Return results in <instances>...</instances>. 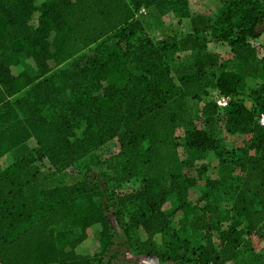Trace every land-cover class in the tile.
<instances>
[{"label":"trees","instance_id":"1","mask_svg":"<svg viewBox=\"0 0 264 264\" xmlns=\"http://www.w3.org/2000/svg\"><path fill=\"white\" fill-rule=\"evenodd\" d=\"M148 8L189 17L191 30L156 41L138 18ZM212 42L228 43L244 70L210 53ZM189 51L194 63L174 71ZM262 114L264 0H225L214 17L192 14L189 0H0V157L14 158L0 171V264H128L105 260L112 217L149 255L241 264L240 248L264 228ZM238 135L249 139L230 147ZM113 139L119 151L101 158ZM68 168L82 180L58 183ZM65 223L99 224L103 251L78 253V239L61 247Z\"/></svg>","mask_w":264,"mask_h":264},{"label":"rangeland","instance_id":"2","mask_svg":"<svg viewBox=\"0 0 264 264\" xmlns=\"http://www.w3.org/2000/svg\"><path fill=\"white\" fill-rule=\"evenodd\" d=\"M225 0H189L190 7L195 13H204L209 14L211 16H216L219 9L223 6ZM138 18L141 19L147 27V31L149 35L153 39L161 40L168 36V33H178L181 32L187 33L190 31V27L187 23H183L181 32L178 31L179 28L172 27L168 32V19L164 20L157 14L153 9H141L138 12ZM178 31V32H177ZM180 32V33H179ZM92 48L86 49L85 52L88 53ZM208 51L215 56H217L221 61H227L230 69H240L244 70V65L240 63L234 56L232 52V48L228 43L225 42H212L209 45ZM181 56H175L171 60L172 68L175 69L180 67L183 68L185 65H191L194 63L196 59L197 53L194 51H189L187 53L180 54ZM260 58L263 56V51H260ZM20 68L25 69L27 72L32 73L35 68V64L33 59L30 57H22ZM253 84V83H252ZM255 86V84L250 85ZM245 103L253 107L254 102L250 95H246L242 93L240 96ZM228 145L230 147L244 145L246 141L249 139V135H238L234 137H229ZM31 146H36V141L31 139L29 141ZM119 143L117 140H111L106 143L100 150L101 158H106L114 153L119 151ZM183 148H181V152L183 153ZM14 162V158L11 154H6L0 157V171L8 167L10 164ZM39 165L43 169H47L50 167V162L48 159H42L38 162ZM83 172L78 173L76 168H68L63 170L58 175L57 182L60 184L72 185L78 183L82 180ZM136 182H132L125 186V189H129L134 187ZM200 187L195 189L196 193L202 192ZM172 206L170 202L165 205V208ZM112 217V216H111ZM114 227L117 228V234L114 238V244L110 247L108 252L105 255V260L111 259L112 261L118 262H126L128 264H177L172 260H163L157 256L147 254L142 245H130L127 236L122 232V230L117 227L114 218H111ZM100 228L99 224H95L92 227H88L83 229L78 226L72 225V223H65L61 226L57 227V231L65 232L67 235L65 236V240L60 243L61 247L67 245L69 241L74 239L80 240V242L76 245L75 249L78 253L83 255H95L99 254L103 251V245L101 242L100 235L98 233V229ZM142 238L146 239L147 236L145 233L142 234ZM159 249V247H157ZM240 259L241 264H264V228L261 230L259 234L249 235L246 242L240 248Z\"/></svg>","mask_w":264,"mask_h":264},{"label":"crops","instance_id":"3","mask_svg":"<svg viewBox=\"0 0 264 264\" xmlns=\"http://www.w3.org/2000/svg\"><path fill=\"white\" fill-rule=\"evenodd\" d=\"M191 11H192V14L195 13L192 9H191ZM183 23H187L189 25V27H190V30H191V20H190L189 17H185L183 19H180V18H168V32H169V29L172 28V27L179 28L178 31L181 32V30H183L182 29ZM171 34H174V33H170V34L168 33V35H171ZM113 140H117V139H113ZM209 156H210V159H211L209 173H211V175H215L217 173L218 167H219L218 166L219 165V158L217 156H215L213 153H210ZM195 189H197V187ZM195 189H193V190H195ZM168 203L170 204V202H168Z\"/></svg>","mask_w":264,"mask_h":264},{"label":"built area","instance_id":"4","mask_svg":"<svg viewBox=\"0 0 264 264\" xmlns=\"http://www.w3.org/2000/svg\"><path fill=\"white\" fill-rule=\"evenodd\" d=\"M144 10V9H143ZM213 97H214V100L216 102V104L220 107V108H225L229 105V102H230V97L229 96H226L222 93H220L218 90H215L213 92ZM260 122L262 124H264V114H262L261 118H260Z\"/></svg>","mask_w":264,"mask_h":264}]
</instances>
